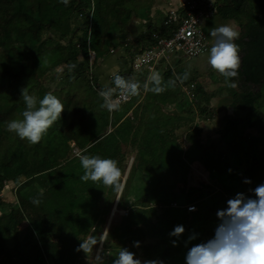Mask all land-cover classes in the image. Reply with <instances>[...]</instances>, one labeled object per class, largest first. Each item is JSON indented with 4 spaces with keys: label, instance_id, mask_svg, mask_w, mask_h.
I'll return each instance as SVG.
<instances>
[{
    "label": "trees",
    "instance_id": "16d2710c",
    "mask_svg": "<svg viewBox=\"0 0 264 264\" xmlns=\"http://www.w3.org/2000/svg\"><path fill=\"white\" fill-rule=\"evenodd\" d=\"M137 1L69 0L65 5L61 0H0V192L9 182L23 179L10 189L15 204L0 196V264H84L79 262L83 255L80 244L87 243L86 239L99 240L97 232L103 221L100 215L111 212L122 179L119 178L118 187L82 181L84 170L80 156L114 159L124 175L127 151H123L122 145L128 138L130 144L136 146L137 161L135 163L134 159L127 170L117 202V209H128V213L122 216L117 228L109 231L105 240L117 239L124 245L139 243L147 234L158 235L157 242L144 248L149 257H163L161 264H186L187 251L214 236L219 223L217 210L226 208L227 200L238 192L254 197L251 189L264 183V105H261L264 98V0H222L215 6L216 14L234 20L240 27L239 39L235 41L241 54L239 75L226 82L231 106L245 113L240 120L244 128L261 129L258 135H243L242 131L237 140L230 135L226 123L219 132L230 146L226 156L215 144L204 148L199 138L202 127L198 122L185 133L184 141L175 134L179 121L187 123L188 115L193 113L191 108L183 111L184 105L196 106L197 118L202 124L212 120L214 110L209 108L210 100L223 89L206 90L202 84H197L195 71L188 73L178 69L181 83L169 68L163 71L164 91L148 97L151 102L164 103L168 101L167 91L177 89L175 98L181 105V115L168 114L161 120L156 111L151 112L150 118L137 124V133L133 132L132 121H120L124 110L116 114L104 106L107 100L101 92L115 85L113 82L110 86L101 85L93 69L98 68L116 46L124 47L132 62V57L156 42L152 34L157 30L151 21L145 24V31L135 43L128 37L127 25L134 11L126 4ZM50 30H53L52 35ZM91 52L94 57L90 62ZM71 65L75 68H70ZM60 68L61 72L51 74ZM124 72L126 74L120 76L130 79L131 72ZM142 77L138 76V80ZM59 80L64 85L51 89ZM194 81L196 87L190 99L181 88ZM153 86L150 83V88ZM23 88L38 99L52 93L64 105L61 118L37 144L6 131L8 121L22 119L25 104L20 94ZM116 93L114 89L112 96ZM145 110L142 115L148 112ZM236 142L238 147H234ZM206 150L211 155L208 162L202 155ZM147 155H151L150 158L147 159ZM196 155L211 175L222 177H219L221 189L215 190L203 180L200 188L187 186L189 173L196 171L194 165L197 168ZM147 160L158 164L154 176L144 168ZM238 163H242L241 170L236 168ZM230 171L236 175L231 176ZM228 175L234 181L230 184L233 187H228ZM133 177L140 183H149L148 199H129L128 184ZM237 185L242 189L229 191ZM226 194L231 195L227 200ZM101 198L103 207H99ZM150 199L166 205H171L174 199L177 206H168V215L148 226L152 207L146 204ZM189 203L197 209L188 211L186 204ZM22 222L27 223V228H19ZM177 225L185 229L179 236L177 248L173 250L170 242L164 243L160 252L159 235H167L166 232ZM118 251L115 248L108 255L109 264Z\"/></svg>",
    "mask_w": 264,
    "mask_h": 264
},
{
    "label": "clouds",
    "instance_id": "9594fccd",
    "mask_svg": "<svg viewBox=\"0 0 264 264\" xmlns=\"http://www.w3.org/2000/svg\"><path fill=\"white\" fill-rule=\"evenodd\" d=\"M65 5L69 0H61ZM210 35L214 38L208 53L207 63L210 68L224 77L226 82L238 78L240 67L239 45L235 43L239 39V32L230 25H221L213 28ZM70 68H75L71 65ZM187 78V75L184 77ZM149 81L154 85L151 89L144 85L146 91L154 93L164 91L162 76L153 71ZM113 83L116 88L130 95H138L140 85L115 75ZM234 86V84L232 85ZM113 88H107L101 95L107 100L113 94ZM25 104L22 119H13L7 122L6 131L15 133L21 140L26 139L31 144H37L47 133L49 128L61 118L64 105L60 99L52 93H47L42 99L28 92L26 88L20 94ZM110 111L117 110V103L108 102L104 105ZM80 164L84 170L81 180L93 183L102 182L106 186H117L121 171L117 161L100 156H80ZM250 183V180H245ZM253 196L244 193H236L233 198L227 200V207L217 210L219 220L215 228L214 236L192 246L186 254V264H264V183L251 189ZM38 204L39 200H33ZM190 206V207H189ZM188 210H194L192 205ZM182 225L174 227L170 235L179 237L184 232ZM194 237H189L193 239ZM176 242L173 241V244ZM95 240L81 243L80 248L90 251ZM113 264H141L135 258L134 253L126 248L118 253ZM145 264H156L155 261H147Z\"/></svg>",
    "mask_w": 264,
    "mask_h": 264
},
{
    "label": "rangeland",
    "instance_id": "374dc122",
    "mask_svg": "<svg viewBox=\"0 0 264 264\" xmlns=\"http://www.w3.org/2000/svg\"><path fill=\"white\" fill-rule=\"evenodd\" d=\"M217 1H222V0H182L180 1V3H176L173 4L172 6L170 4H168V6L171 7V9H175L179 6V4H181L182 2L185 3H193V2H197L200 5H212V7H215L217 4ZM146 3L145 0H139L137 2H130L127 3V7L133 9V11L137 14L140 15V17H142L143 15H146ZM220 2H218L219 4ZM170 9V8H169ZM168 11V10H167ZM216 12L215 11L212 12V14ZM219 16V15H218ZM221 19V20H220ZM220 20V21H219ZM224 25H230L232 26L236 31H238L240 33V27L238 25L237 22H235L234 20L228 19V20H224L221 18V16H219V19H215V17H212L210 19L206 18H201V24L203 23V25L205 26V29L207 30V38L209 39V43L210 45H212V42L214 41V38L210 35L211 31L213 28L217 27V24H222V22ZM202 25V26H203ZM127 27H129V24L127 25ZM50 34H53V30L49 31ZM130 36L129 34V30H128V37ZM136 42V40H134V43ZM236 43V42H235ZM121 46H116V48L114 50H112L111 52H109L107 54L106 57L103 58V60L101 61V63L99 64L98 68H96L95 70L93 69V71H96L97 69L100 70L101 68H105V70L107 71L108 69H110L112 66H116L117 68H119V70H125V71H130L131 72V77L130 79H133L134 81L138 82V76H140V74L138 72H133L130 70V59L127 56V54L125 55L126 58L124 59V61H122L121 59V54H118L119 50ZM208 53L209 51L196 56V57H192V58H187L184 57L182 55H173L175 57L174 60L176 59V57L179 59V61L176 64L171 63L170 66H168L167 68H169L173 73V76L176 77L177 82H180V79L178 77V73H177V67H184L183 71H187L191 72V70L195 71L197 76V84H202L204 86V88L206 90H217L218 88L222 87V91L221 92H216V96L213 97L210 100V104H209V108L214 110V115L212 120L210 121H206L204 124H202V121L198 120V116H197V108L196 106L194 107V104H192L190 107L189 105H184L185 108L183 109V111H186L187 109L191 108L193 110V113H191L190 115H188V119L189 121L187 123L185 122H181V120L179 121V126L175 132L176 135L178 137H182V141L185 140V133L188 132L189 130H191L192 128L195 127V122L199 123L201 125V133L199 135L200 141H202V144L204 145V148H209L212 145H216L218 147V149L221 151L220 153L222 155L226 154V150H228L230 148V146L228 144H226L223 139L221 138V134L219 133L220 130L226 125L230 127V135L235 136L234 138H236L237 140H239L240 138H238V136H240V132H243V135H258V133L260 132V128L258 127H254V128H244V123L241 122L240 120H243V118L245 117V113L243 112H239L238 110H235L230 102H231V98L227 92V88H226V81L221 77V75L215 71H213L210 66L207 63V58H208ZM239 56H241L240 52H239ZM94 54L93 52L90 53V62L93 60ZM111 61L110 64H108ZM181 61V62H180ZM180 62V63H179ZM117 64V65H116ZM104 65H107L104 66ZM119 66V67H118ZM165 68V69H167ZM191 69V70H190ZM98 70L96 71V73L98 72ZM149 70V69H148ZM174 70V71H173ZM61 72V68L56 70V71H52L51 74L55 75L56 73ZM149 72H151L149 70ZM103 79V78H101ZM139 83V82H138ZM64 85V83L59 80L56 84L51 85V89L54 88H61ZM140 85V83H139ZM195 81L194 83L190 84L189 86H182L181 91L182 93L184 92V94H186L190 99L192 98V94L191 92L193 91V89L195 88ZM116 88V87H115ZM117 90V89H116ZM171 92L175 93L177 92V89L175 90L174 88L171 90ZM228 95V96H227ZM177 100H176V103ZM261 105H264V98L261 100ZM234 109V110H233ZM114 113L118 114L119 111H114ZM238 120V121H235ZM233 122V123H231ZM232 124V125H231ZM213 125L216 128H218V131L212 135H208L207 130L208 127H210V133H212L211 129H213ZM208 126V127H207ZM244 128V129H243ZM224 138V136H222ZM224 140L226 141V139L224 138ZM73 144V143H71ZM186 144V143H185ZM129 148L131 147L130 145H128ZM239 144L236 142V146L234 145V147H238ZM244 146V145H243ZM186 147V145H185ZM133 150L131 151H135L136 148L134 146L131 147ZM196 153H200V152H196ZM210 151H207L205 153H203L202 155H205V161L208 162L211 155L209 154ZM241 155V154H240ZM128 156V157H127ZM226 156V155H225ZM242 156V155H241ZM131 156L126 155L125 158V163L124 166L126 167V164L130 163V159ZM195 158V157H194ZM196 159H194L195 163L197 164V168L195 167V165L193 166V168L196 170L193 172L191 171L188 175V181H187V186H195V187H201V180H203L205 183H209L208 185L211 188H214L215 190L221 189L220 187V180L219 177L221 176H216V178L214 177V174L211 175L212 173L209 172V170L207 169V167L203 164V162H199L198 160L200 159L199 155H196ZM137 161V160H136ZM135 161V162H136ZM214 162L216 163V161L214 160ZM149 163H147L146 169L149 168ZM213 164V163H212ZM211 164V165H212ZM199 166V167H198ZM201 166V167H200ZM236 168L238 170L242 169V163H238L236 164ZM165 169H167V167H165ZM228 170V168H227ZM156 170L151 169L148 170V174L149 175H155L156 174ZM231 176H235L236 174L231 172L229 173ZM198 176L194 177V176ZM238 176V175H237ZM142 177H144V175H142ZM120 178H123V174L120 176ZM222 178V177H221ZM230 177L228 175V187H233L230 184H233L234 181L230 180ZM235 179H237V177H234ZM120 179V180H121ZM23 179L19 178L16 179L14 181H11L8 183L6 189L4 188L1 192H0V196L7 202H11L13 204L16 203V199L15 196L13 194H11L10 189L14 186H16L17 184H19V182H21ZM119 180V182H120ZM222 184L227 185V182L225 183V181H222ZM129 185V189H128V197L130 198H134L136 199V197H138L139 199H141L142 201L145 199H148L150 194H149V190H151V188H147L149 186V183H146L145 181H143L142 183L136 181V179L133 177L130 179V184ZM157 187V186H156ZM156 190H158V188H156ZM206 189V188H205ZM208 189V188H207ZM242 189L240 186H235L233 188V190H229V191H234L237 192L238 190ZM177 190V188L175 189ZM159 194L161 193V191H156ZM153 194V193H152ZM227 197H231V195L226 194V200L228 199ZM133 200V199H132ZM114 201V200H113ZM112 201V203H113ZM114 205V204H113ZM191 205V203L186 204L187 209L188 206ZM104 206V202L103 199L101 198L99 201V207H103ZM168 206H176L175 200L172 199L171 200V205H166V204H162L160 202H157L155 200L150 199V202H148L146 204V207H152L151 208V221L150 224L148 226L154 225L156 224V222L159 221V219H163L165 218L168 214L167 213V208ZM197 209V207L194 210H188V211H195ZM128 213V209H117V208H113L112 213H103L102 215H100V217L103 218V221L101 223V227L99 229V231L97 232V236H99V240L96 241L95 240V244L92 245L91 250L87 251V252H83V255L81 257V259L79 260V262L84 263V264H109V259H108V255H110V253L112 254V252L114 251L115 248L119 249L118 253L122 250V248H126L129 251H131L132 253H134L135 258L139 259L141 261V264H145V262L147 261H155L156 264H161V262H163V257L157 255V256H153V257H149V253L145 250L144 246L147 244H153L155 242L158 241V235H150L147 234L146 236H144L139 243H126L124 245H122V242L118 241L117 239H109L108 241L105 240L106 235L109 233L110 230H113L115 228H117L119 226V224L121 223V218L122 216L126 215ZM165 213V214H164ZM21 226L19 228L24 229L27 226L26 222H22V224H20ZM107 225V226H106ZM160 227V225H159ZM27 228V227H26ZM147 228V225L144 226V229ZM174 229V227L170 228L166 233L167 235H163L160 234V239H161V245L159 247V251L161 252L163 250V248L165 247L163 244L164 243H171L172 244V248L173 250L175 248H177V244L179 242V238L177 236H173L170 235V233L172 232V230ZM107 231V232H106ZM26 233V232H24ZM105 240V241H103ZM86 241L88 242L89 240L86 239ZM173 241H175L176 243L173 244ZM104 252V253H103ZM118 253H115V257L113 259V261L117 258ZM112 263L110 264H113Z\"/></svg>",
    "mask_w": 264,
    "mask_h": 264
},
{
    "label": "crops",
    "instance_id": "0c3cea01",
    "mask_svg": "<svg viewBox=\"0 0 264 264\" xmlns=\"http://www.w3.org/2000/svg\"><path fill=\"white\" fill-rule=\"evenodd\" d=\"M180 1H182V0H145L146 3H144V4H146V6H145L146 15H143L142 17H140L139 14L134 12L133 13L134 15L131 17V19H130V21L128 23L129 24L128 29H129V34H130L129 39H131L132 41L138 39L140 34L145 31V24L148 21H151V23L154 25V27H156L157 31L158 30H162V29L164 30L163 21H164L165 17H167L166 16L167 10L169 8H171L170 6H168V4H170L172 6L173 4L180 3ZM218 15L219 14H216V12H214L213 14L209 15L208 17H206V20L210 19L212 17H215V19H219V16H221V15H219V16ZM221 18L224 19L222 16H221ZM224 20H228V19H224ZM202 25H203V23H202ZM221 25H224L223 22H222V24H217V27H219ZM172 27H174V26H172ZM202 29L205 32V34L208 35L207 34V30L205 29L204 25L202 26ZM170 30H171V28L168 29L169 32H170ZM213 43H214V41L212 42V44ZM210 47H211V45L209 43L208 51H209ZM120 49L121 50H119L118 54H121V58H123L121 60L124 61V59L126 58L125 55L127 54V52H126V49L124 47H121ZM173 57H175V56L170 55L166 59L160 60L154 66L153 69H150L151 72H149V70L146 69V68L138 69V71L137 70H132L134 72H138L141 76H144V78L142 77L140 80L137 79L138 82L140 83L141 94L136 98V100H134V102L128 103V104H126V105H124L122 107H118L117 110L119 111V113L121 111H123V110L125 112L123 117L120 119V121L123 120V119H129L130 121H132L134 123L133 124V132L137 133V131H136L137 124L138 123H142L143 122L142 119H144V121H146L148 118H150L151 117V112L153 113V112L156 111L157 114L160 117L159 119H161V120H164L165 115H168V114L181 115V113H180V109H181L180 106L181 105L175 104L176 103V98H175L174 93L171 92V90L173 88H170L167 91V93H169V95L167 97L168 101L164 102V103L151 102V99L148 96L152 97V95H154L156 93H154L153 91H150V90L146 91L145 88H144V85L147 83L148 84V88L151 89L150 88V83L151 82L149 81V77H150V75H151V73L153 71L159 72L162 75V73L165 70V68L170 66L171 63H173V62H174L173 64H175V61L178 58L176 57V59L174 60ZM110 63H111V61L108 64H110ZM104 66L107 67V65H104ZM183 68L184 67L180 66V67H177V70L178 69L183 70ZM96 71H94V74L98 77L99 83L101 85H103V86H110L111 83L114 80L115 75H124V74H126V72H124L125 70H119V68H117L116 66H112L107 71L105 70L104 67L101 68L100 70H98L97 73H96ZM187 72H188V70H187ZM188 73H190V72H188ZM191 73H194L193 70H191ZM101 78H103V79H101ZM195 87H196V85H195ZM110 88L117 89V88H115V86H111ZM149 100H150V102H149ZM231 102H232V99H231ZM231 102H230V104H231ZM144 109H147L145 111H148V112L145 115H142V112L144 111ZM117 110H113V111H110V112L113 113L114 111H117ZM211 126H213V125H211ZM245 128H247V127H245ZM209 131H210V127H208L207 133H208V135L209 134L212 135V134H214V132L216 133L218 131V128L215 129V127L213 126V129H211L212 133H210ZM175 134H176V132H175ZM130 139H133V138L130 137ZM128 145H130L131 147L134 146V145L130 144L129 138H128V141H126V143L124 145H122V148H123L124 152L127 151V155L131 156V158H130L131 160H130L129 164H126V172L124 173L122 181L120 182L118 193H117V195H116V197L114 199V205L112 207V210H113V208L114 209L117 208V202H118L121 190H122L123 185H124V180H125L126 175H127V170L131 166V164L133 163V160L135 159V157L137 155V149L133 152V151H131L133 149L131 147L129 148ZM134 147L136 148V146H134ZM158 155H160V154H158ZM150 156L151 155H147L146 158L148 159V158H150ZM135 161H136V159H135ZM149 162H150L149 160H147L145 162V165H144L145 169H146L147 163H149ZM151 169H154V170L158 171V164L150 162L149 168H147L146 170H151ZM130 199L134 200V198H130ZM112 210H111L110 213H112Z\"/></svg>",
    "mask_w": 264,
    "mask_h": 264
},
{
    "label": "built area",
    "instance_id": "2783aa9c",
    "mask_svg": "<svg viewBox=\"0 0 264 264\" xmlns=\"http://www.w3.org/2000/svg\"><path fill=\"white\" fill-rule=\"evenodd\" d=\"M213 11L215 8L212 5L204 6L197 2H182L177 8L168 9L167 19L163 21V27L167 30H158L152 34V37L156 39L155 44L132 57L131 68L133 70L141 68L150 70L160 60L166 59L170 55L179 54L192 58L207 52L209 41L202 29L201 18L208 17ZM129 80L136 82L133 79ZM116 92L115 96L107 99V103H117L119 107H122L136 96L122 92L118 88Z\"/></svg>",
    "mask_w": 264,
    "mask_h": 264
},
{
    "label": "bare ground",
    "instance_id": "6f19581e",
    "mask_svg": "<svg viewBox=\"0 0 264 264\" xmlns=\"http://www.w3.org/2000/svg\"><path fill=\"white\" fill-rule=\"evenodd\" d=\"M107 226V225H106ZM107 232V231H106Z\"/></svg>",
    "mask_w": 264,
    "mask_h": 264
}]
</instances>
